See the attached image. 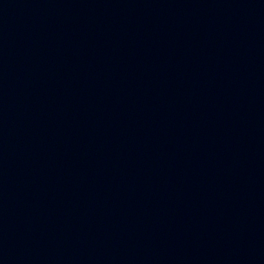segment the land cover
<instances>
[{
    "label": "water",
    "instance_id": "95a60500",
    "mask_svg": "<svg viewBox=\"0 0 264 264\" xmlns=\"http://www.w3.org/2000/svg\"><path fill=\"white\" fill-rule=\"evenodd\" d=\"M0 264H264V0H0Z\"/></svg>",
    "mask_w": 264,
    "mask_h": 264
}]
</instances>
